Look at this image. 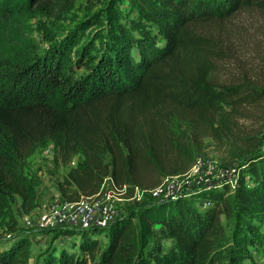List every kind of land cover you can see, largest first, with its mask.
I'll return each mask as SVG.
<instances>
[{
    "label": "trees",
    "instance_id": "trees-1",
    "mask_svg": "<svg viewBox=\"0 0 264 264\" xmlns=\"http://www.w3.org/2000/svg\"><path fill=\"white\" fill-rule=\"evenodd\" d=\"M76 1L0 0L1 215L11 216L15 196L25 210L36 206L23 163L41 143L63 163L78 156L57 183L67 202L97 193L106 177L146 189L172 157H187L174 117L195 133L214 124L230 132L237 109L264 101V85L217 79L222 49L203 28L242 8L264 10V0H88L103 6L64 36L43 24L40 52L14 23L26 13L62 20ZM55 231L78 240L31 262V236L19 233L0 241V264H264L247 250L257 245L264 257V145L237 163L233 183L141 203L104 227Z\"/></svg>",
    "mask_w": 264,
    "mask_h": 264
},
{
    "label": "rangeland",
    "instance_id": "rangeland-1",
    "mask_svg": "<svg viewBox=\"0 0 264 264\" xmlns=\"http://www.w3.org/2000/svg\"><path fill=\"white\" fill-rule=\"evenodd\" d=\"M102 6L103 3L77 0L68 16L62 20L26 13L15 18L14 23L30 35L40 52L48 44L43 24L55 38H60L79 25L86 16L100 11ZM121 6L125 11L130 7L128 2ZM134 13L135 10L131 15ZM203 24L206 33L212 35L222 49L217 79L230 82L245 79L264 85V10L256 7L242 8L228 19ZM96 28L97 26H93L91 30H87L85 36ZM214 127H206L195 133L186 121L174 117L171 121L173 140L175 144L186 145L185 148L188 146L187 157L183 154L172 157L164 169L165 174L159 176V182L155 186L152 187L145 181L146 185H150L146 189L126 185L113 188L105 180L99 197L93 201L87 199L70 205L62 198L57 183L76 165L78 156L63 163L50 142L39 144L23 163L24 173L35 187L36 206L25 210L20 198L15 196L11 204V216L0 214V241L10 240L19 233L30 235V261L33 262L48 246L71 249L74 241L78 240L73 235H60L55 230L104 227L124 214L126 209L141 203L171 199L179 193L198 190L203 186L226 181L233 183L237 163L250 150L264 145V101L237 109L230 132L224 131L222 125ZM173 169L179 172L168 174ZM156 177L158 176L153 175V178ZM105 193L109 197H105ZM84 209H87V213ZM220 221L228 234H231L233 226L227 223L223 215L220 216ZM99 238L103 245L105 238L102 234ZM247 250L264 262L259 246L248 245Z\"/></svg>",
    "mask_w": 264,
    "mask_h": 264
},
{
    "label": "built area",
    "instance_id": "built-area-1",
    "mask_svg": "<svg viewBox=\"0 0 264 264\" xmlns=\"http://www.w3.org/2000/svg\"><path fill=\"white\" fill-rule=\"evenodd\" d=\"M105 180H107V181L109 182V184H110L113 188H117V187L112 183L110 177H107ZM105 180H104V182H103V184H102L101 189H100L97 193H95V194H93V195H88V196L82 195L78 200L73 201V202H67V201H65V202H66L67 204L70 205V204H75V203H76V204H79L80 201L83 202V201H86L87 199L93 201L94 198L99 197V195H100V193H101V190L103 189V186H104ZM104 195H105V197H109V194H108V193H105ZM84 210H85V212L87 213V209H84ZM90 210H91V209H90ZM112 221H113V220H112ZM112 221H111V222H112ZM84 223H86V222H84Z\"/></svg>",
    "mask_w": 264,
    "mask_h": 264
}]
</instances>
